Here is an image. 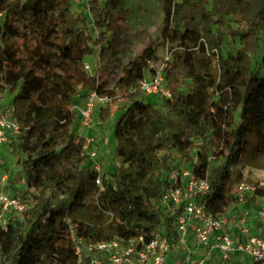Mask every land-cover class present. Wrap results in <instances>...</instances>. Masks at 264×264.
Returning <instances> with one entry per match:
<instances>
[{
    "label": "trees",
    "instance_id": "trees-1",
    "mask_svg": "<svg viewBox=\"0 0 264 264\" xmlns=\"http://www.w3.org/2000/svg\"><path fill=\"white\" fill-rule=\"evenodd\" d=\"M121 1L88 0L98 30L93 36L88 17L73 12L71 0H0V93L11 96L19 124L10 144L25 191H37L22 217L0 227V264L72 263L64 218L80 225L89 219L82 215V198L95 173L82 168L87 158L72 135L58 148L55 139L77 124L72 101L90 88L112 96L104 87L124 44L127 11L118 7ZM161 33L171 47L165 77L172 98H134L119 115L114 125L119 164L98 199L126 217L136 228L132 233L141 225H168L159 199L171 156L189 161L196 150L202 153L196 170L207 177L209 189L201 203L217 215L227 211L231 191L242 180L237 165L248 136L264 152V0H165ZM92 54L102 60L98 82L81 66ZM153 56L147 47L122 67L117 81L128 96L138 94L137 82ZM113 102L99 109L102 120ZM137 129L139 144L131 137ZM255 196L264 197V187ZM80 231L97 238L123 233L87 225Z\"/></svg>",
    "mask_w": 264,
    "mask_h": 264
},
{
    "label": "built area",
    "instance_id": "built-area-1",
    "mask_svg": "<svg viewBox=\"0 0 264 264\" xmlns=\"http://www.w3.org/2000/svg\"><path fill=\"white\" fill-rule=\"evenodd\" d=\"M3 12H0V19ZM171 58V50H166L158 60L149 58L146 69L138 80L136 89L145 101L171 99L172 94L165 77ZM82 68L98 82V72L102 60L96 54L92 62L83 59ZM108 89V85L104 87ZM131 88L129 92H134ZM113 97L100 94L94 88L88 89L79 100L72 101L69 109L77 115V126L73 142L80 146V154L87 158L82 168L95 173L92 186L97 189L94 211L82 219V225L65 217L67 237L71 245V264H166L174 255L176 264H244L239 263V255L244 254L250 264H264V197L255 192L264 187V182L239 181L233 187L232 202L227 211L214 215L201 203V197L209 189L206 176L196 168L201 164V154L197 150L189 161L173 165L163 175L165 184L159 205L167 217V226L162 223L153 228L140 230L107 203H99L105 182L111 175L101 172L97 159L94 135L83 133L93 125L96 110L108 105ZM20 132L19 124L13 117L10 101H0V146L8 145ZM210 157H207L209 160ZM5 176L2 180H6ZM115 184L113 183V187ZM37 191L29 189L27 195H14L0 189V227L7 228V222L14 216L22 217ZM86 193L82 202L85 204ZM96 229L120 228L108 238L84 235L80 228ZM5 264H15L11 260Z\"/></svg>",
    "mask_w": 264,
    "mask_h": 264
},
{
    "label": "rangeland",
    "instance_id": "rangeland-1",
    "mask_svg": "<svg viewBox=\"0 0 264 264\" xmlns=\"http://www.w3.org/2000/svg\"><path fill=\"white\" fill-rule=\"evenodd\" d=\"M9 2H16L18 0H7ZM180 2L181 0H176ZM210 2L211 0H206ZM88 0H71V9L73 12H82L88 17L89 25L92 35L95 36L97 29L93 26V19L88 7ZM100 4L104 0H98ZM125 9L127 15L124 18V44L119 52L116 61L111 69L108 78V89L112 91L114 102L111 104V113L109 118L102 120L96 110L93 114V125L83 130V133L94 135L97 142L95 148L97 151V159L101 167L100 175L108 173L111 175L116 170L119 164V159L114 154L115 138H114V125L120 114L125 112L131 104V99L140 98L139 94L128 96L127 91L118 84V77L121 69L131 59L140 54L145 48L149 47L154 51V60H158L162 54L171 47L164 39L161 29L163 26L165 0H122L118 6ZM4 17L0 19V34L1 26ZM1 41V37H0ZM263 50L260 49L256 62L259 61ZM96 54L86 56L84 59L93 63ZM210 68L214 67L213 63L209 64ZM102 68L98 72L100 76ZM189 82V81H188ZM182 92H186V86L181 88ZM11 101V96L7 92L0 93V101ZM152 101V98H149ZM157 102V101H155ZM159 106V104H156ZM103 108V107H102ZM106 108V106H105ZM76 125L71 126L68 130L57 134L55 139V147L58 148L63 142L67 141L69 136L74 137ZM139 129L132 133V142L139 144L137 138ZM248 144L242 152L241 160L237 165L242 173V180L246 182H264V152L258 151L254 148V138L248 136ZM18 154L12 150L11 144L0 146V189L14 194V195H27L21 178L20 165L16 163ZM182 160L173 155L170 157L168 168L173 165H182ZM11 179L10 184L7 180H2L4 177ZM18 177H20L19 180ZM89 190L86 194L85 208L82 215H88L94 211V204L96 202L97 189L93 186L88 187ZM250 259L244 255H239V263L250 264Z\"/></svg>",
    "mask_w": 264,
    "mask_h": 264
},
{
    "label": "crops",
    "instance_id": "crops-1",
    "mask_svg": "<svg viewBox=\"0 0 264 264\" xmlns=\"http://www.w3.org/2000/svg\"><path fill=\"white\" fill-rule=\"evenodd\" d=\"M176 263H177V261H176L174 255H170L167 259V262H166V264H176Z\"/></svg>",
    "mask_w": 264,
    "mask_h": 264
}]
</instances>
